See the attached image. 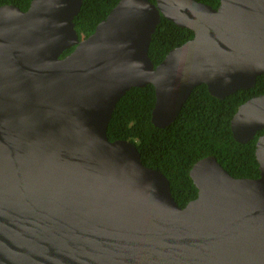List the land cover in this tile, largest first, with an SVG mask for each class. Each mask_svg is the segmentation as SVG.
Listing matches in <instances>:
<instances>
[{"label":"water","instance_id":"1","mask_svg":"<svg viewBox=\"0 0 264 264\" xmlns=\"http://www.w3.org/2000/svg\"><path fill=\"white\" fill-rule=\"evenodd\" d=\"M82 5H0V264H264V134L257 178L206 156L190 169L198 195L184 207L134 142L107 134L133 87L154 86L159 128L201 84L218 99L255 87L264 0H119L80 38ZM162 16L194 36L156 66ZM231 129L240 143L264 129V93L239 106Z\"/></svg>","mask_w":264,"mask_h":264},{"label":"trees","instance_id":"2","mask_svg":"<svg viewBox=\"0 0 264 264\" xmlns=\"http://www.w3.org/2000/svg\"><path fill=\"white\" fill-rule=\"evenodd\" d=\"M31 1L0 0V5L13 4L27 10ZM198 1L214 8L220 3V0ZM118 2L83 0L81 11L74 19L80 38L92 34ZM193 36L191 29L180 27L162 16L149 48L154 64L157 66L171 49ZM74 48L66 50L62 56ZM263 93L264 74L258 76L255 87L239 90L224 99L212 96L207 85L201 84L193 89L177 119L169 126L159 128L151 121L156 101L154 86L133 87L117 103L107 134L112 141L126 139L134 142L143 163L161 170L168 177L173 197L179 206L184 207L198 195L189 172L201 158L214 155L236 178H257L260 175L255 151L264 129L249 142L240 143L233 137L231 120L242 103Z\"/></svg>","mask_w":264,"mask_h":264}]
</instances>
